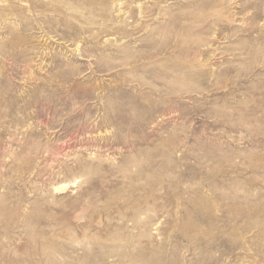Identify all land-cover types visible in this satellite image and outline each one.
Returning <instances> with one entry per match:
<instances>
[{
	"label": "rangeland",
	"instance_id": "1",
	"mask_svg": "<svg viewBox=\"0 0 264 264\" xmlns=\"http://www.w3.org/2000/svg\"><path fill=\"white\" fill-rule=\"evenodd\" d=\"M0 264H264V0H0Z\"/></svg>",
	"mask_w": 264,
	"mask_h": 264
},
{
	"label": "bare ground",
	"instance_id": "2",
	"mask_svg": "<svg viewBox=\"0 0 264 264\" xmlns=\"http://www.w3.org/2000/svg\"><path fill=\"white\" fill-rule=\"evenodd\" d=\"M57 190V189H56Z\"/></svg>",
	"mask_w": 264,
	"mask_h": 264
}]
</instances>
